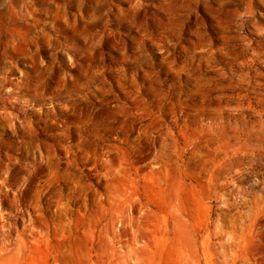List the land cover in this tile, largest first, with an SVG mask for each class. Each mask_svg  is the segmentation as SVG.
<instances>
[{
  "label": "rangeland",
  "instance_id": "rangeland-1",
  "mask_svg": "<svg viewBox=\"0 0 264 264\" xmlns=\"http://www.w3.org/2000/svg\"><path fill=\"white\" fill-rule=\"evenodd\" d=\"M0 264H264V0H0Z\"/></svg>",
  "mask_w": 264,
  "mask_h": 264
}]
</instances>
